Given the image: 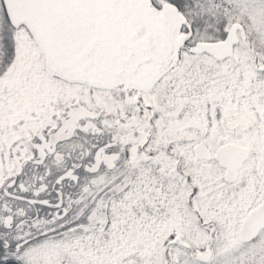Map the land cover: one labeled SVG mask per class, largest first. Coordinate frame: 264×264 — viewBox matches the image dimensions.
Instances as JSON below:
<instances>
[{
  "label": "snow or ice",
  "instance_id": "6c2138e0",
  "mask_svg": "<svg viewBox=\"0 0 264 264\" xmlns=\"http://www.w3.org/2000/svg\"><path fill=\"white\" fill-rule=\"evenodd\" d=\"M0 264H264V0H0Z\"/></svg>",
  "mask_w": 264,
  "mask_h": 264
}]
</instances>
